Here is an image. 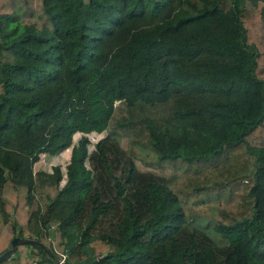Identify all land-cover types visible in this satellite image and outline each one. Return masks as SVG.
Returning a JSON list of instances; mask_svg holds the SVG:
<instances>
[{"label": "trees", "instance_id": "1", "mask_svg": "<svg viewBox=\"0 0 264 264\" xmlns=\"http://www.w3.org/2000/svg\"><path fill=\"white\" fill-rule=\"evenodd\" d=\"M1 231L43 247L0 264H264V0H0Z\"/></svg>", "mask_w": 264, "mask_h": 264}, {"label": "rangeland", "instance_id": "2", "mask_svg": "<svg viewBox=\"0 0 264 264\" xmlns=\"http://www.w3.org/2000/svg\"><path fill=\"white\" fill-rule=\"evenodd\" d=\"M39 83H41L39 81ZM95 139V137H93ZM65 163H66V159L62 158L61 156L57 155V154H54V155H41V157L39 159H37L34 163H33V169H37L38 167L40 166H43V165H53V164H58L60 167H61V171L62 173L64 174V168H65ZM43 232V230H42ZM43 238L45 239H49L47 236L43 235ZM23 252H26V251H15L12 255L13 258H20V259H26V257H29V256H24L23 258L22 257V253ZM30 257L34 258V259H37L40 257V254L32 249L31 250V253H30ZM19 259V260H20Z\"/></svg>", "mask_w": 264, "mask_h": 264}, {"label": "water", "instance_id": "3", "mask_svg": "<svg viewBox=\"0 0 264 264\" xmlns=\"http://www.w3.org/2000/svg\"><path fill=\"white\" fill-rule=\"evenodd\" d=\"M21 242L29 243V244H36V245H38L40 247H43L42 243L39 242L37 239H35L33 237H27V236L26 237H20V236H17V235H13L9 239L8 247L0 253V261L7 259L12 254L14 245L16 243H21ZM45 251L48 252V255L50 257L53 256V254L50 251H48L47 249H45ZM56 263L57 264H62V261L57 260Z\"/></svg>", "mask_w": 264, "mask_h": 264}, {"label": "built area", "instance_id": "4", "mask_svg": "<svg viewBox=\"0 0 264 264\" xmlns=\"http://www.w3.org/2000/svg\"><path fill=\"white\" fill-rule=\"evenodd\" d=\"M90 139H94V138L91 136ZM49 240H50V238H49ZM63 258H64V254L60 253L59 261H62ZM17 264H37V262H36V259H34L32 257H26V259H20ZM55 264H57V263H55Z\"/></svg>", "mask_w": 264, "mask_h": 264}, {"label": "crops", "instance_id": "5", "mask_svg": "<svg viewBox=\"0 0 264 264\" xmlns=\"http://www.w3.org/2000/svg\"><path fill=\"white\" fill-rule=\"evenodd\" d=\"M57 155H59V156H61L62 158L66 159L64 155H61V154H57ZM3 237H4V233L1 231V233H0V240H1V241H2V238H3ZM0 245H1V242H0ZM28 248H29V247H28ZM24 256H29V257H30V255H27V252H23L21 258H23ZM19 259H20V258H19Z\"/></svg>", "mask_w": 264, "mask_h": 264}]
</instances>
